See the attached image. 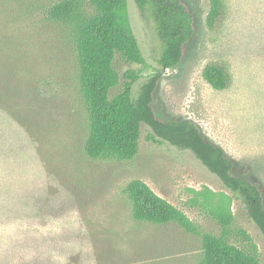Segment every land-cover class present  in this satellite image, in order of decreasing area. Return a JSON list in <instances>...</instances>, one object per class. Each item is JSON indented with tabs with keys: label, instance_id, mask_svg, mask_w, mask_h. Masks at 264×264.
<instances>
[{
	"label": "rangeland",
	"instance_id": "obj_1",
	"mask_svg": "<svg viewBox=\"0 0 264 264\" xmlns=\"http://www.w3.org/2000/svg\"><path fill=\"white\" fill-rule=\"evenodd\" d=\"M58 1L0 0V144L23 188L16 196L39 205L31 222L44 232L0 234V264H26L24 252L42 236L50 240L49 250L31 251L34 264H199L200 237L174 224L133 220L126 188L134 180L203 233L219 235L217 215L231 216L232 242L264 264V237L244 204L191 152L147 141L150 128L143 125L134 160L85 154L89 121L77 85L72 28L47 15ZM184 1L194 17V36L182 62L164 73L154 107L161 117L195 123L223 149L233 174L258 183L264 198V0H222L226 18L217 31L206 26L210 0ZM83 12L90 14L86 5ZM126 14L144 62L117 57L120 83L112 95L123 89L129 72L138 77L136 92L158 71L162 55L150 14L141 13L135 0H128ZM212 62L228 67V89L214 90L204 80ZM23 237L21 251L13 242Z\"/></svg>",
	"mask_w": 264,
	"mask_h": 264
},
{
	"label": "trees",
	"instance_id": "obj_2",
	"mask_svg": "<svg viewBox=\"0 0 264 264\" xmlns=\"http://www.w3.org/2000/svg\"><path fill=\"white\" fill-rule=\"evenodd\" d=\"M135 2L140 12H148L156 25L162 46L159 69L136 92L134 85L138 77L127 73L125 78L128 81L114 95L112 91L120 83L115 68L117 57L128 64L144 62L127 18L128 0H59L48 9L50 21L68 24L72 28L77 85L89 121L85 154L93 160L132 161L138 155L141 130L146 125L150 128L147 141L169 143L180 151L191 152L229 192L242 201L249 219L264 237L261 186L235 176L233 163L225 156L223 149L209 143L195 123L161 117L154 107L164 73L182 62L193 39L194 17L190 7L184 0ZM84 5L90 14H84ZM225 18L223 1L210 0L207 28L217 31ZM203 78L217 91L228 89L232 83L228 67L220 62L209 63L203 71ZM3 152L5 145L0 144V234L41 232L31 222L32 212L39 209V205L26 195L16 196L22 187L15 179L14 164L4 159ZM126 194L132 204V218L136 223L158 227L174 224L185 233L200 237L202 260L199 264H261L256 254L232 242L231 216L217 215L221 227L219 235L203 233L181 210L158 196L143 181H132L126 188ZM40 212L39 215L44 218L46 213ZM240 234L247 238L243 232ZM41 238L43 240H36L38 244L32 250L24 252L28 264L36 263L31 251L35 249L39 255L49 250L50 240L44 236ZM23 239L13 242L16 249L22 251Z\"/></svg>",
	"mask_w": 264,
	"mask_h": 264
}]
</instances>
